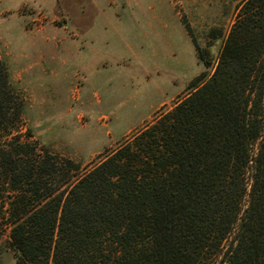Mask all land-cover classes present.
Segmentation results:
<instances>
[{
  "label": "trees",
  "instance_id": "1",
  "mask_svg": "<svg viewBox=\"0 0 264 264\" xmlns=\"http://www.w3.org/2000/svg\"><path fill=\"white\" fill-rule=\"evenodd\" d=\"M189 88L81 170L39 148L30 127L9 140L0 69V183L17 264H264V0H241L213 73Z\"/></svg>",
  "mask_w": 264,
  "mask_h": 264
},
{
  "label": "rangeland",
  "instance_id": "2",
  "mask_svg": "<svg viewBox=\"0 0 264 264\" xmlns=\"http://www.w3.org/2000/svg\"><path fill=\"white\" fill-rule=\"evenodd\" d=\"M240 6L241 0H0V69L14 123L9 140L30 127L39 148L83 170L172 109L192 81L213 73ZM9 194L0 183V264H17L3 213Z\"/></svg>",
  "mask_w": 264,
  "mask_h": 264
}]
</instances>
